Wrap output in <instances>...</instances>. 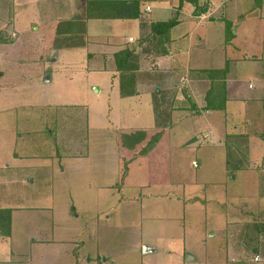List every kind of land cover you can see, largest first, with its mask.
Wrapping results in <instances>:
<instances>
[{"label":"rangeland","instance_id":"obj_1","mask_svg":"<svg viewBox=\"0 0 264 264\" xmlns=\"http://www.w3.org/2000/svg\"><path fill=\"white\" fill-rule=\"evenodd\" d=\"M252 1L257 4L262 0ZM73 2L76 3L75 0ZM72 5L71 0H0V72L3 74L0 83L4 87V95H0L2 151L15 138L19 144L29 140L36 142L31 143L33 148L30 153H41L44 148L40 132L46 130L55 132L53 148V142L68 144L70 138L73 141L70 147L82 151L88 136V109L91 122L98 128L91 132L92 146L89 151L90 157L95 156V159H98L95 150H99L103 144V137L105 141H109L106 135L110 139L115 137L109 133L121 124L119 120L125 123L142 110L143 115L149 118L150 124L145 125L154 124L151 120L153 113L147 111L144 104L138 103V107H135L134 100L119 103V89H106L104 83L107 81L101 82L103 77L94 80L100 81L99 84L89 82L95 78H91L90 74L88 80L79 52H65L60 61H55L59 52L52 51L63 47L67 42L66 37L56 33L46 35L42 26L45 21L58 24L61 19L72 16ZM222 13L224 10L217 15L223 16ZM148 15L144 13V17ZM48 16L51 19L48 20ZM236 19L230 20L231 24L222 33L219 29L215 30L212 24L204 23L196 29L195 34L210 40L204 48L203 57L204 65L211 67L215 66L213 63L216 58L222 65L231 58L225 57L218 47L210 51L211 44L215 45L213 41L219 40L220 44L221 35L228 41L237 32L232 44L239 49L240 63L233 62V74L250 77L258 73L256 61H263L264 8L252 17L260 24L250 25L251 28L247 26L250 30L248 34L243 29L244 18ZM234 20L235 24L232 23ZM32 25L35 26L34 30L42 28L41 34H34ZM49 27L55 30L52 25ZM187 28L180 26L174 34L183 33ZM48 48L50 51L45 54L43 50ZM223 49H227L226 45ZM213 53H218V56L215 57ZM144 60L152 61V58L144 56ZM263 66L261 69L264 73ZM207 74L211 76V72ZM222 75L225 76V70ZM249 80L255 81L257 93L262 94L264 99V80H256L254 76ZM184 91L180 89L181 95L186 94ZM257 93L256 90L252 91L253 95ZM222 94L224 100L226 95ZM172 96L169 93L165 100V103L168 102L163 109L166 114L171 105L179 107L183 103H186L185 106L188 104L192 111L188 115L171 114V123L170 113L167 114V120L163 121L165 114L159 118L161 124L176 127V132H181L173 138L167 163L172 169L174 187L178 188L175 193H184L185 197L195 193L198 197L208 199L211 202L209 205L189 207L184 217L178 214L183 209L172 206V202H161L155 196H147L150 192L156 195L166 189L150 188L142 193L136 192V187L129 184L128 180L127 198L135 196L138 200L127 201L120 216L113 214L106 221L97 218L93 222L92 217L88 216V207L96 197L93 186L89 188L93 177L87 175L77 179L73 176V171L78 170H72V160L59 159L52 162V169L41 168L38 172H33V168H23V163L18 166L20 168H13L18 163L14 165L11 161L13 169L0 167V205L20 210L15 216V232L17 239L21 238L20 244L26 247L35 243V240L40 244L50 239L58 250L71 249V240L77 232L74 241H85L86 256L93 260L98 259L95 253L99 250L108 251L118 264H264V134L258 133L264 125L257 116L253 118L254 127L248 125L245 133L236 132L233 136L225 137L226 129L232 133V128H241L239 115L243 113L239 102L228 103V117H221V113L196 116L199 114L193 110L196 105L187 103V97L184 101L179 94L181 103H178L176 96ZM251 113L254 116L257 110L253 109L249 113L245 110V115L251 117ZM206 130L212 132V137L204 134ZM256 137L259 140L254 143ZM106 151L111 163L106 162L104 165L112 171L118 170L113 160L116 154L114 141ZM87 153V150L82 151L83 155ZM148 154L149 150H145L142 156L148 158ZM85 157L80 161H89ZM146 162H142L144 166ZM234 163H239L240 167L231 169ZM59 164L64 167L65 175L56 170ZM90 164L94 169L98 162L91 161ZM159 164L153 162L151 170L156 172ZM88 171L80 169L84 174ZM136 172L134 179L140 177L141 180H147L149 174L146 167L143 172ZM106 179L110 180V174ZM157 206L165 210L153 216ZM76 212L80 217L75 215ZM182 223L185 236L181 239L180 234L172 232V229ZM101 227L104 240L95 238L97 233L94 231ZM149 245L157 247L160 252L144 255V248ZM229 247L237 249L239 253H228L226 249ZM40 249V246L33 249V262L38 260ZM24 251L28 256V251ZM25 258L30 259V256ZM100 260L102 262L104 258L101 256ZM108 264H112L111 258H108Z\"/></svg>","mask_w":264,"mask_h":264},{"label":"crops","instance_id":"obj_2","mask_svg":"<svg viewBox=\"0 0 264 264\" xmlns=\"http://www.w3.org/2000/svg\"><path fill=\"white\" fill-rule=\"evenodd\" d=\"M75 1L76 3L74 4L73 0H71L73 3L71 10L74 11L72 16L69 15L68 18H65L66 20L61 19L58 24H52L53 21H45L42 26L46 31V35L56 33L64 38L71 37L73 40L77 38V41H75L77 43L70 45L71 47L64 45L63 47L60 46L58 50L54 49L52 51V53L59 52L56 57L58 59L55 61H60L65 52H79L88 80L90 79V74L91 78H95L89 82L99 84L100 81L94 80L103 77L101 82L107 81L104 83L106 89H119V103L134 100L136 101L135 107H138L139 104H142V106L144 104L147 111H152L151 120L154 124L145 125L150 123H148V116H144L142 110H139L136 115L133 114V117H130L125 123L119 120L121 124L116 130H110L111 132L109 133L115 135V137L112 136L110 139V137L106 135V139H109V141H105V137H103V144L100 146L99 150H95L98 156V159H95V156L91 155L90 157L89 151L91 148L90 146H92L91 132L98 128L91 122L90 111L87 108L88 136L86 139V146L82 148V151L87 150L88 153L86 155H83L82 151H79L77 147L72 146L65 149L63 145H59V147H61L59 154L57 150V145L59 143L53 142L54 148L52 147V139L55 132L46 130L44 133L40 132L41 143L44 148L41 153H30V149L33 148L31 143L36 142L29 140L19 144L15 138H13L14 142L10 141L8 148L5 146L3 151L0 150V167L10 170L13 168H20L18 166L23 163V168H33L35 169L33 172H38L39 169L41 171V168L52 169V162L60 161L59 159L72 160V170H78L73 171V176L77 179L86 177L87 175L93 177L92 181L89 183V188H91V185L93 186L96 191V197L92 199V203L88 207V216L89 218L92 217L91 220L93 222L97 218H99V220L103 218V221H106L110 219V216H113V214L120 216L122 214L123 205H126L127 201L136 202L138 200L135 196L134 198H127L128 180H130L129 184H133V186L136 187V192L140 191L142 193L145 189L147 190L150 188L166 189L167 192L162 191V193L156 195L150 192L147 196H155V199L157 201L161 200V202H172V206H179L180 209H183L181 212H178V214L184 217L189 207L197 205L205 207L209 205L211 202H209L208 199L198 197L195 193H191L187 197H185L184 193H182L183 195L175 193V190H178V188L174 187L175 182L173 181L172 169L167 163H169V147H171L173 143V138H176L177 133L180 134L181 132H176V127H166V124H161L159 118L160 115L165 114L163 121L167 120L168 113H170L169 122L171 123V114L175 115L176 113L179 115L183 113L188 115L192 112L190 111V106H188V104L185 106L186 103H183L179 104V107L171 105L169 111H167V115L163 110L168 103H165V100L168 94L172 93V98L176 96V101L178 103H181L178 98L180 94L184 101H186L185 97H187V103L196 105L195 109H193L196 110L195 113H199L196 116H201L202 113H206L207 115L221 113V117H228V103L231 101L239 102L243 113L239 115V125H241V128H232L234 131L232 133H228L226 129L224 132L225 137L233 136L236 132L245 133L248 125L254 127L253 118L257 116L259 119L258 121L264 125V110H262L264 108L263 95L257 93L255 81L249 80V78L253 76L256 80H264V76L262 77L264 73L261 69V66L264 65V56L262 62L256 61L259 66L258 73H255L256 75L254 74L250 77L234 75L235 67L233 66V62L236 64L240 63L238 58L239 49L232 44L234 38L237 37L236 32L235 36L228 41L224 35L223 37L221 35L220 44L219 40L213 41L215 45L211 44L210 49V51H213L218 47L225 57L231 58L225 60V64L223 65L221 61L218 63V59L216 58L213 63L215 66L211 65V67H207L204 65L206 63L203 53H205L204 48L207 45V41L210 40L195 34L196 29L204 23L212 24L215 30L219 29L222 33L227 29V26L231 24L230 20L232 21V19H238L240 17L244 18L243 24L246 27L244 28L243 26V29L248 34L250 30L247 26L250 27V25L253 26V24H260L256 19H252V17L258 14L259 9L261 10L264 8V0L259 3L257 2V4L252 0H201L200 5L206 7L207 10L200 15L195 14V5L185 1L181 6L179 0ZM146 6L151 7V13L144 17ZM222 10H224V13H222L224 15H217V13L222 12ZM49 19H51L50 16H48V20ZM173 19L177 21V25L171 30L169 40L165 42L164 50L166 54L162 53V55L159 56L154 55L152 61L144 60V56L146 55H143L142 52L145 49L144 44L146 38L143 39V44H141V39L150 33V26L155 23H166ZM236 21L232 23L235 24ZM49 25H52L55 30L49 29ZM180 26L188 28L183 33L174 34V31ZM34 27L35 26H33V33L37 34V32H40L41 34L42 28L40 30L37 27L34 30ZM29 30L30 28L27 32ZM225 45L227 48L226 50L223 49ZM261 48V52L264 55V40ZM252 49L254 50V48ZM125 50H130L134 52L135 55H140V69L123 75L122 72L117 71L115 56ZM43 51L46 54L49 53L50 50L48 48ZM251 52L252 51H250V53ZM253 52H255V50ZM222 53L221 55H223ZM213 54L215 57L218 56V53ZM53 58L55 57H52V59ZM230 63H232V65H230ZM224 70L225 76L223 77L222 72ZM209 72H211V76L207 74ZM183 85L185 86L183 87ZM3 88L4 87L0 83V95H4ZM181 88L185 90V95H181ZM157 89L158 91L155 92ZM254 90H256L257 94L253 95L252 91ZM222 93L226 95L224 100ZM84 107L86 106L84 105ZM253 109L257 110L254 116H252L253 113H251V117L250 115H245V110L249 113L252 112ZM192 121L194 120L192 119ZM224 123L226 124V121H224ZM228 127L229 126H227V128ZM100 129L106 130L104 128ZM258 133L264 134V128L260 129ZM204 134L212 137V132L210 130H206ZM258 140L259 139L256 137L254 143L258 142ZM113 141L116 146V154L113 160L115 159V168L119 167L116 171H112L107 165H104L106 162L111 163L110 159L107 157L108 154L106 149L109 148ZM195 142H193V144ZM107 143H109V145H107ZM0 149L2 148L0 147ZM145 150H149L148 158L142 156ZM83 157L87 158L89 161H80ZM8 158L9 160H7ZM144 160H147L145 163L146 166L142 163ZM11 161L14 165L16 163L18 164L13 167ZM91 161L98 162L97 167L94 169H92L90 164ZM153 162L156 164L160 163L156 168V172L151 170ZM123 163L125 164V168H123ZM134 167L137 169H133ZM144 167H146L149 174L147 176L148 181H145V179L141 180L142 178L140 177L134 179L135 177L133 178V176L137 175L136 171L139 170L143 172ZM80 169L89 171L87 174H84L80 172ZM56 170L59 171L61 175L66 174L62 164H59ZM109 170L110 172H108ZM109 174L110 180L106 179ZM154 210L156 211L153 216H157L156 214H161L165 209L157 206ZM19 211L20 210L11 208L9 205H0V264H34V262L38 264H108V258H111L112 264H118L117 260H114V256L108 253V251L97 250L95 254L98 259L93 260L90 257L88 258L86 256V253H88L86 242L80 241L76 243L74 241L75 234L77 233L75 231L74 238L71 240V249L58 250L55 248L56 246L53 247L51 243L53 241L50 239L41 241L42 243L40 244H37L35 240V243L32 245L24 247L23 244H20L22 243L21 238L17 239L15 232V216ZM176 213L177 212L174 214ZM75 215L80 217L77 212ZM103 225L107 226V223L103 222ZM102 229L103 227L94 231V233H97L95 238L99 240L105 239L104 235L101 237ZM172 232H178L182 239L185 236V227H183V223L180 224L179 227L173 226ZM39 246L42 249H40L38 260L33 262V249ZM24 250L28 251V256ZM226 250L228 253L231 251L232 254L239 253L237 249L230 247ZM144 251V255L160 252L157 247H152L151 245L145 247ZM29 256L30 259L25 258ZM101 256L104 258L102 262L101 260L99 261ZM190 259L192 260V257Z\"/></svg>","mask_w":264,"mask_h":264},{"label":"trees","instance_id":"obj_3","mask_svg":"<svg viewBox=\"0 0 264 264\" xmlns=\"http://www.w3.org/2000/svg\"><path fill=\"white\" fill-rule=\"evenodd\" d=\"M180 5L182 6L184 2H189L193 5L196 6V11L195 14H202L204 13L207 9L204 6L200 5L201 0H179ZM177 25V21L175 19L166 22V23H155L150 26V33L147 34L145 37L141 39V44L144 43L143 39L146 38L145 44H144V51L142 52L143 55L150 56L152 59L155 56H159L163 54H166V51L164 50L165 42L169 40V35L171 30ZM79 38V37H78ZM66 44L65 46H70L74 43H77V38L73 40V38H66ZM79 41V39H78ZM71 47V46H70ZM140 55H135L134 52L130 50H125L123 52H120L115 56V62L117 66V71H120L124 74L132 73L134 71H137L140 69ZM149 61V60H146ZM148 63V62H146ZM3 77V74L0 72V78ZM230 137V136H229ZM228 137V138H229ZM227 138V139H228ZM237 138V136H236ZM233 139V138H232ZM73 143L72 139H68V144H58L57 150L58 153L60 154V149L59 145L65 146V149L70 147V145ZM233 166V167H232ZM240 165L239 163H234L231 165V169H237L239 168Z\"/></svg>","mask_w":264,"mask_h":264},{"label":"built area","instance_id":"obj_4","mask_svg":"<svg viewBox=\"0 0 264 264\" xmlns=\"http://www.w3.org/2000/svg\"><path fill=\"white\" fill-rule=\"evenodd\" d=\"M146 15L150 14L151 13V7L150 6H146L145 8V12H144ZM255 261H258V259H255Z\"/></svg>","mask_w":264,"mask_h":264}]
</instances>
